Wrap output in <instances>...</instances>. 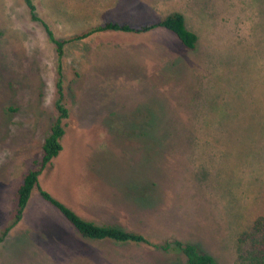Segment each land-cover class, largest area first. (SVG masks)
<instances>
[{"label":"rangeland","instance_id":"rangeland-1","mask_svg":"<svg viewBox=\"0 0 264 264\" xmlns=\"http://www.w3.org/2000/svg\"><path fill=\"white\" fill-rule=\"evenodd\" d=\"M36 3L59 33L101 11L99 23L184 13L194 48L162 28L65 43L69 114L38 185L95 223L191 241L215 264H236L264 219V0ZM56 70L54 45L24 1L0 0V227L55 118ZM183 261L148 244L85 238L37 188L0 242V264Z\"/></svg>","mask_w":264,"mask_h":264},{"label":"trees","instance_id":"trees-1","mask_svg":"<svg viewBox=\"0 0 264 264\" xmlns=\"http://www.w3.org/2000/svg\"><path fill=\"white\" fill-rule=\"evenodd\" d=\"M23 1L28 9L30 18L43 25L49 41L54 45L57 61V79L55 84L57 95L54 102L56 115L43 139L40 157L32 161L31 165L23 173L16 188L10 220L7 224L0 227V242L5 238L10 229L20 221L32 190L37 188L40 196L53 205L70 222L74 229L85 238L122 243L148 244L176 258L183 257V264H215V260L211 254L201 250L196 243L191 241L172 237L158 242H152L146 235L140 232L127 230L111 224H99L85 219L71 207L53 196L49 191L38 185L39 174L62 148L61 138L64 134V120L69 114L68 108L63 101L64 94L61 84V58L64 53L65 43L72 39L85 38L92 33L100 31L144 33L162 28L174 34L184 47L194 48L198 41V35L187 25L184 13L179 10H174L160 15L155 19L138 23L108 19L89 28L83 33L69 38L59 39L54 36L46 22L37 15L36 7L32 0ZM246 237L248 239V247L240 254L236 264H264V219L255 221L247 232Z\"/></svg>","mask_w":264,"mask_h":264},{"label":"crops","instance_id":"crops-1","mask_svg":"<svg viewBox=\"0 0 264 264\" xmlns=\"http://www.w3.org/2000/svg\"><path fill=\"white\" fill-rule=\"evenodd\" d=\"M32 2L34 3V5L36 7V13H37V15L46 22V24L51 29V31L54 34V36L56 38H59V39L69 38L71 36H74V35H77V34H80V33L85 32L86 30H88L89 28L93 27L94 25H96L97 23L100 22V16L104 12V11H101L96 16L94 14H92L90 18H87V21L84 22V25L81 26V27H78V28H75V29H71V30L70 29H67V30L66 29H63V28H66V27H63V28H61V29H63L62 33H59V31H57L58 30L57 29V26L55 28L54 25L51 24L50 21L47 18H45V15L40 11V9H38V7L36 5L37 4L36 3V0L35 1L32 0ZM42 27H43V25H42ZM43 30L45 31L44 27H43ZM45 33H46V31H45ZM46 35H47V33H46Z\"/></svg>","mask_w":264,"mask_h":264}]
</instances>
